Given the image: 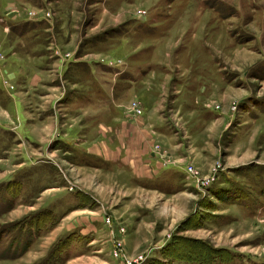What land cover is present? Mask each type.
<instances>
[{"label": "rangeland", "instance_id": "1", "mask_svg": "<svg viewBox=\"0 0 264 264\" xmlns=\"http://www.w3.org/2000/svg\"><path fill=\"white\" fill-rule=\"evenodd\" d=\"M114 118L182 165L177 213L114 182L103 207L64 177ZM52 167L90 233L61 236ZM0 264H264V0H0Z\"/></svg>", "mask_w": 264, "mask_h": 264}, {"label": "crops", "instance_id": "2", "mask_svg": "<svg viewBox=\"0 0 264 264\" xmlns=\"http://www.w3.org/2000/svg\"><path fill=\"white\" fill-rule=\"evenodd\" d=\"M129 126L130 123L126 121L118 124L116 118L109 124L104 123L95 126L91 140H87L88 142L83 141L82 144L78 143L76 149L78 150L77 158L74 159L76 163L69 165L72 167V170L68 169L67 165H60V168L65 167H63L65 172L62 171L64 177H68L69 181V178L74 176L75 173H83L81 181H79L81 185L79 192L88 195L99 204L101 203L103 207L107 205V200L105 201L104 199L107 196V190L112 188L111 182L116 183V188H121L117 192L122 191L125 187H127L128 191H131L133 201L136 199L134 205L132 204L134 209L142 208L145 204L149 205L148 199L157 198L158 193L160 196L166 198L164 200H168L165 204L166 206L172 200L174 207L176 205L175 200H181L182 197L177 198V195L182 193L180 189L185 185L182 176V172L184 171L182 165L180 163H161L158 158L159 156L151 152L149 134L144 133L143 130H135ZM29 134L33 141L37 140L36 137L31 136V132ZM160 136L166 137L165 135ZM158 140L166 144V141L162 138ZM166 140H168L167 137ZM67 143H70V141H67ZM51 156L53 158V154ZM26 169L21 167L14 174H17L18 178H20ZM83 169L90 170L91 172H84L82 171ZM53 170L52 167L50 171L54 173V177L52 178L54 185L46 188V192L52 191L53 193L46 199V203L48 204L46 205V209H51V207L64 202L66 207L64 212L61 211L59 214H56V207L53 211L56 216L60 215V223H62L63 229L61 236L71 231L90 233L93 224L98 222L93 217H73L68 222L66 221L72 214L80 211L78 207L83 206L84 201L82 196H78L77 193L71 192V190L69 191L67 187H55L58 178H56L57 174L55 176L56 171ZM51 173L48 174L50 177ZM91 179L92 181L93 179L95 180L96 185L92 184ZM35 182L36 180L32 178L29 183L27 182L26 188H22L26 194H28V190H30ZM21 195L23 196V193ZM21 195L16 196V202L23 199ZM174 197L176 198L174 199ZM177 207L179 205L175 206L174 213L179 211ZM130 215L131 221L136 218V221L139 220L140 215L134 214L132 211ZM147 219H149V215L145 217V220ZM155 219L156 217L151 218V220ZM140 226L130 237V242L132 241L137 248L143 247L142 240H140L142 235H138Z\"/></svg>", "mask_w": 264, "mask_h": 264}, {"label": "built area", "instance_id": "3", "mask_svg": "<svg viewBox=\"0 0 264 264\" xmlns=\"http://www.w3.org/2000/svg\"><path fill=\"white\" fill-rule=\"evenodd\" d=\"M135 109L137 110V113H139V114L141 113L140 109L137 106L135 107ZM188 173L193 175V176L197 175V172L193 166L188 167ZM108 224L112 230H115L114 223H113L112 219L108 220Z\"/></svg>", "mask_w": 264, "mask_h": 264}]
</instances>
